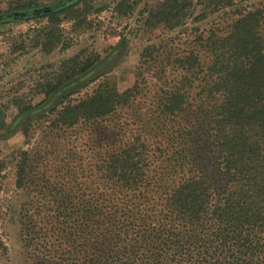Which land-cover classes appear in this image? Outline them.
Instances as JSON below:
<instances>
[{"label":"trees","instance_id":"16d2710c","mask_svg":"<svg viewBox=\"0 0 264 264\" xmlns=\"http://www.w3.org/2000/svg\"><path fill=\"white\" fill-rule=\"evenodd\" d=\"M78 1L25 0L16 7L25 16L0 22L53 20ZM179 3L164 0L153 24L170 19ZM228 27L204 39V54L191 48L175 56L178 72L158 88L151 116L132 111L135 132L101 157L106 181L91 199L54 192L51 202L72 212L49 215L44 192L56 186L45 177L37 181L44 191L31 222L39 231L77 218L75 264H264V7L240 9ZM123 45L120 39L103 55L62 60V72L42 83L43 97L20 105L11 122L0 105V137L27 132L33 118L57 109L53 124L73 126L130 105L140 92L137 79L121 91L106 83L70 100L112 69ZM11 156L17 184L25 186L29 153ZM4 167L0 160V190Z\"/></svg>","mask_w":264,"mask_h":264},{"label":"rangeland","instance_id":"374dc122","mask_svg":"<svg viewBox=\"0 0 264 264\" xmlns=\"http://www.w3.org/2000/svg\"><path fill=\"white\" fill-rule=\"evenodd\" d=\"M163 1L79 0L53 20L37 16L0 22V105L6 122L14 119L20 105L43 97L42 83L62 72V60L93 52L103 55L120 39L123 49L112 69L71 94L70 100L92 94L106 83L121 91L137 79L140 88L130 105L118 107L116 113L94 123L56 126L57 109L33 118L27 132L18 128L8 137H0V160L5 161L0 190V264H75L80 240L77 218L55 221L51 228L45 225L39 231L31 222L32 214L38 215L35 200L44 191L36 186L39 178L56 186L44 192V210L49 215L72 212L68 206L51 202L54 192L91 199L106 181L99 172L101 157L135 132L132 111L151 116L158 88L172 84L178 72L175 56L191 48L204 54V39L212 32L226 34L228 23L240 9L264 7V0H180L170 19L153 24V12ZM21 2L26 3L0 0V14L22 9L16 8ZM20 149L29 153L25 186L17 184L11 156Z\"/></svg>","mask_w":264,"mask_h":264},{"label":"water","instance_id":"95a60500","mask_svg":"<svg viewBox=\"0 0 264 264\" xmlns=\"http://www.w3.org/2000/svg\"><path fill=\"white\" fill-rule=\"evenodd\" d=\"M26 14H27L26 11L16 10V11L8 12L5 14H0V18L15 17V16H19V15L25 16Z\"/></svg>","mask_w":264,"mask_h":264}]
</instances>
